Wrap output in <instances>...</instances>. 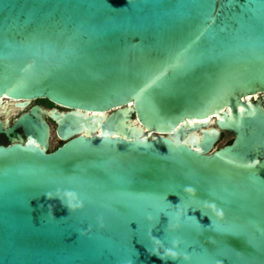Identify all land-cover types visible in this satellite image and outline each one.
Masks as SVG:
<instances>
[{
    "label": "water",
    "instance_id": "water-1",
    "mask_svg": "<svg viewBox=\"0 0 264 264\" xmlns=\"http://www.w3.org/2000/svg\"><path fill=\"white\" fill-rule=\"evenodd\" d=\"M260 96L264 0H0V264H264Z\"/></svg>",
    "mask_w": 264,
    "mask_h": 264
},
{
    "label": "clouds",
    "instance_id": "clouds-1",
    "mask_svg": "<svg viewBox=\"0 0 264 264\" xmlns=\"http://www.w3.org/2000/svg\"><path fill=\"white\" fill-rule=\"evenodd\" d=\"M184 192L186 195L195 198L196 197V190L192 187H186L184 189ZM46 198L48 200H58L60 204L67 208L69 212H74L76 210L82 209L83 204L77 200V197L75 193L72 192H61L60 190H57L55 194L49 192L46 195ZM205 208L207 209V212H210L212 215H210L209 219H212L213 216L217 219L222 221L224 219V213L222 210H219L214 203H206ZM49 209H52V205H49ZM207 214V213H202ZM176 227H179V225H176ZM155 243H159L158 241H155ZM181 241L180 240H174L173 241V249H179ZM173 249H166L164 255H160V259L170 258L172 260H177L180 258V253ZM182 259L187 262L191 259V257L184 255Z\"/></svg>",
    "mask_w": 264,
    "mask_h": 264
},
{
    "label": "flooded vegetation",
    "instance_id": "flooded-vegetation-1",
    "mask_svg": "<svg viewBox=\"0 0 264 264\" xmlns=\"http://www.w3.org/2000/svg\"><path fill=\"white\" fill-rule=\"evenodd\" d=\"M253 100L255 102H257L258 100L261 101V103H262V105L264 107V96L256 97ZM4 102L8 103V105L6 106V109H4V105L3 104H2V107H0V121L5 122L6 120H9V124L10 125L12 124V122H13V120L15 118L19 117L23 112L29 111L33 106L39 105V106H41V107H43L44 109H47V110H50V109L54 108V105L51 104L50 102H48L46 100H39V101L31 102L30 105L27 108H25L24 110H22V112H21L19 109H16L14 107V104H15L14 101L6 99ZM12 109L18 111V114L15 117L12 114V112H13ZM58 109L62 110L60 108H58ZM47 121H48V123L50 124V126L52 128V125L54 123L49 118H47ZM0 144L7 145V139L3 135L0 136Z\"/></svg>",
    "mask_w": 264,
    "mask_h": 264
},
{
    "label": "rangeland",
    "instance_id": "rangeland-1",
    "mask_svg": "<svg viewBox=\"0 0 264 264\" xmlns=\"http://www.w3.org/2000/svg\"><path fill=\"white\" fill-rule=\"evenodd\" d=\"M12 114L15 117L18 114V111L15 110V111L12 112ZM55 128H56V125L53 124L52 125V131H51V146H50V150H54L55 148H57L60 145V143L58 142L56 133H55ZM232 139H233V135L232 134L223 133L222 136H221L220 141L216 145V149L217 148H221V147L229 144L232 141Z\"/></svg>",
    "mask_w": 264,
    "mask_h": 264
},
{
    "label": "bare ground",
    "instance_id": "bare-ground-1",
    "mask_svg": "<svg viewBox=\"0 0 264 264\" xmlns=\"http://www.w3.org/2000/svg\"><path fill=\"white\" fill-rule=\"evenodd\" d=\"M248 99H250L249 97H248ZM5 100H3L2 101V104L4 105V109H6V106L8 105V103H6V102H4ZM3 109V110H4ZM5 111V110H4ZM12 111H15L14 109H12ZM8 114V113H7ZM208 123H212V120H209V122Z\"/></svg>",
    "mask_w": 264,
    "mask_h": 264
},
{
    "label": "snow or ice",
    "instance_id": "snow-or-ice-1",
    "mask_svg": "<svg viewBox=\"0 0 264 264\" xmlns=\"http://www.w3.org/2000/svg\"><path fill=\"white\" fill-rule=\"evenodd\" d=\"M31 142V141H30Z\"/></svg>",
    "mask_w": 264,
    "mask_h": 264
}]
</instances>
